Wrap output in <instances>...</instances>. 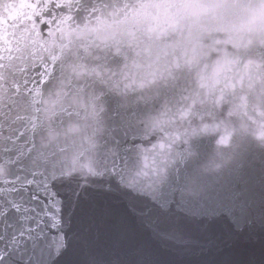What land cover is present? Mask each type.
<instances>
[{
  "label": "snow or ice",
  "instance_id": "6c2138e0",
  "mask_svg": "<svg viewBox=\"0 0 264 264\" xmlns=\"http://www.w3.org/2000/svg\"><path fill=\"white\" fill-rule=\"evenodd\" d=\"M178 213L264 225V0H0V264Z\"/></svg>",
  "mask_w": 264,
  "mask_h": 264
},
{
  "label": "water",
  "instance_id": "95a60500",
  "mask_svg": "<svg viewBox=\"0 0 264 264\" xmlns=\"http://www.w3.org/2000/svg\"><path fill=\"white\" fill-rule=\"evenodd\" d=\"M178 233L185 243L137 234L113 246L105 241L97 254L120 264H264V225L257 220L241 233L221 221L208 222L178 213L165 225ZM78 251L67 254L61 264H76Z\"/></svg>",
  "mask_w": 264,
  "mask_h": 264
}]
</instances>
